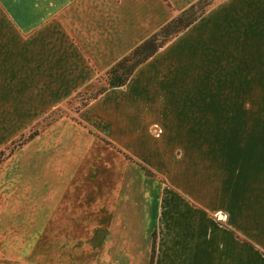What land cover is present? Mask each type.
<instances>
[{"label": "rangeland", "instance_id": "374dc122", "mask_svg": "<svg viewBox=\"0 0 264 264\" xmlns=\"http://www.w3.org/2000/svg\"><path fill=\"white\" fill-rule=\"evenodd\" d=\"M224 1L212 0L207 9ZM242 2L228 16L235 47L229 43L226 62L211 66L213 72L204 74L201 87L185 81L175 93L183 100V121H178L183 136L175 130L164 138L151 122L138 143L131 145L124 135L116 143L111 105H116L117 94L110 106L102 99L92 101L106 87L105 73L79 93L60 98L56 94L66 90L49 89L42 75L36 73L39 79L33 82L31 63L25 61L23 73L18 52H0V264H147L152 197L159 184L155 170L141 163L149 147L166 154L170 165L175 155L184 156L179 162L183 176L186 165L193 164L202 185L218 189L224 187L215 181H224L225 157L240 155L230 151L258 141L264 148V71L246 72L264 70L258 65L264 64V52L258 58L254 52L249 63L247 52H240L241 46L248 47L240 41L244 34L257 33L261 15L256 7L264 0ZM4 25L0 47L15 38L13 27ZM253 58L260 62H250ZM257 96L259 103L250 108L240 103ZM209 98L216 105L206 103ZM209 108L211 116L205 113ZM194 114L207 115V121L195 122ZM257 126L260 139L253 131ZM218 201L223 209V194Z\"/></svg>", "mask_w": 264, "mask_h": 264}, {"label": "crops", "instance_id": "0c3cea01", "mask_svg": "<svg viewBox=\"0 0 264 264\" xmlns=\"http://www.w3.org/2000/svg\"><path fill=\"white\" fill-rule=\"evenodd\" d=\"M197 1L0 0L5 14L0 25H11L15 36L8 45L1 42L0 52H18L23 73L25 61L31 63L33 82L39 79L35 78L38 73L49 89L66 90L56 97H71L97 82L116 62ZM239 2L243 3L225 0L210 7L141 64L123 87L108 88L92 100L102 99L110 106L111 98L117 94L116 105H111L116 113V143L123 135L129 137L131 145L138 143V135L146 133L151 122L157 123L164 138L174 135L175 130L176 135L183 136L178 129V121H183L179 109L183 100L175 93L185 81L201 87L207 79L204 74L213 72L211 66L214 69V65L226 62L228 45H232L227 31L231 26L228 16ZM241 7L243 11L244 6ZM256 11L261 15L257 33L244 34L245 41L240 39L248 46L240 49L247 52L248 63L250 56L255 58L254 52L256 58L264 52V3ZM254 43L255 48L251 47ZM254 58L250 62H260ZM258 65L264 68L261 62ZM261 71L264 70L259 67L246 69L253 73ZM258 99L247 97L246 102L240 103L250 108L259 103ZM215 101L209 98L206 103L216 105ZM229 103L232 104L231 98ZM209 110L205 113L211 116ZM207 115L194 114L193 119L207 121ZM253 131L260 139V126ZM258 143L230 151L240 152L239 163L238 155L225 157L224 181H215L223 184V190L203 186L193 164L186 165L183 176L179 162L186 159L184 156L175 155V164L170 165L166 154L162 157L149 147L145 153L148 158L141 163L154 169L158 175L154 179L159 181L152 197L153 264H264V148ZM222 194L223 209L218 207ZM145 246L150 261L152 239L149 248Z\"/></svg>", "mask_w": 264, "mask_h": 264}, {"label": "trees", "instance_id": "16d2710c", "mask_svg": "<svg viewBox=\"0 0 264 264\" xmlns=\"http://www.w3.org/2000/svg\"><path fill=\"white\" fill-rule=\"evenodd\" d=\"M212 0H198L194 4L171 19L166 25L161 27L156 33L147 38L131 52L121 58L106 73V87L99 93L101 94L108 88L123 87L134 71L145 61L151 58L160 48L176 35L188 28L211 5ZM155 253V234L152 235V249L149 264L154 262Z\"/></svg>", "mask_w": 264, "mask_h": 264}]
</instances>
